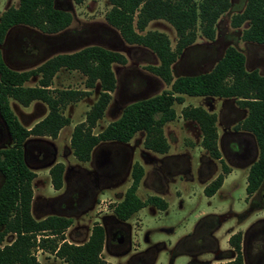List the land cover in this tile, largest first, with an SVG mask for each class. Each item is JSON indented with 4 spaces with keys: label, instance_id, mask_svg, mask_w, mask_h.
Returning a JSON list of instances; mask_svg holds the SVG:
<instances>
[{
    "label": "trees",
    "instance_id": "trees-1",
    "mask_svg": "<svg viewBox=\"0 0 264 264\" xmlns=\"http://www.w3.org/2000/svg\"><path fill=\"white\" fill-rule=\"evenodd\" d=\"M110 9L105 14L109 26L118 31L128 45L150 50L158 59V65L147 70L169 87L159 95L126 106L121 116L109 123L104 130L94 133L103 118L116 88L114 65L126 64L125 57L99 46H88L74 53L55 55L38 67L17 72L6 66L0 51V117L12 139L10 148L0 150V172L5 182L0 190V264H39L34 252L40 249L50 252L62 264H109L101 253L104 229L94 224L85 243H67L64 233L72 220L48 216L36 221L31 214L33 199L32 182L36 174L23 162L22 146L29 138L55 140L60 131L70 124L63 111L91 95L97 88L96 102L87 112L83 122L74 126L70 136L72 156L81 163L91 160L94 149L101 143L127 144L137 133H144L143 147L157 155L169 152L164 126L176 120V105L184 103V97L219 98L235 100L247 117L237 130L254 136L258 147L257 161L247 176L246 193H254L264 180V76L258 71L247 72L245 57L234 47H228L223 57L208 73L195 76L172 75V66L183 52L198 38L213 41L216 24L231 7L230 0H107ZM72 14L58 9L55 0H18L0 16V45L9 31L18 26L36 29L45 35H55L72 23ZM165 21L175 31L176 44L171 48L168 37L160 32L146 31L153 21ZM230 24L237 29L246 25L241 39L247 43L264 44V0H246L242 12L232 16ZM77 72L84 79L83 89H57L53 82L60 71ZM37 78L36 85L27 83ZM10 101L27 108L40 102L47 108V115L30 128H24L10 106ZM181 118L198 126L200 147L210 159L219 161L222 172L204 189L207 198L221 188L229 168L220 160L217 146V116L200 107H185ZM64 165L56 163L49 168L52 188L59 191L64 183ZM144 169L134 164L131 183L123 199L112 208L118 220L126 221L145 207L159 211L167 209L160 197L150 196L141 200L137 196ZM7 236L11 241L4 243ZM240 236H233L229 245L237 258L231 264H242Z\"/></svg>",
    "mask_w": 264,
    "mask_h": 264
},
{
    "label": "rangeland",
    "instance_id": "rangeland-1",
    "mask_svg": "<svg viewBox=\"0 0 264 264\" xmlns=\"http://www.w3.org/2000/svg\"><path fill=\"white\" fill-rule=\"evenodd\" d=\"M230 2V9L220 17L216 24L214 40L209 41L198 36L194 44L189 46L172 66L174 79L210 72L228 47H234L244 55L249 71L257 70L264 75V45L242 41L241 35L246 25L234 29L230 24L232 16L244 9L246 0H230ZM17 5L18 0H0V16L7 9L17 7ZM55 6L72 14V23L66 30L55 35H45L29 27H14L0 49L8 67L17 72L34 69L55 55L74 53L88 46H99L122 54L126 59V64L113 66L116 88L111 94L110 104L103 118L97 123L94 133L101 132L109 123L117 120L129 104L154 97L169 89L162 80L147 70L148 66L158 65L156 56L143 47L128 45L118 31L107 24L105 14L110 9L107 0H55ZM146 31L166 35L171 48L174 49L177 41L176 34L165 21L151 22ZM84 79L77 72L70 73L62 70L56 75L53 87L81 90ZM36 82L37 78L27 83V86L33 87ZM98 94L99 89L97 88L90 96L64 109L63 113L70 120V124L60 131L55 140L29 139L30 149L27 163L36 173L32 182L31 205L32 216L36 221L52 215L70 218L72 224L64 233L66 242L77 245L85 243L93 225L103 224L107 217L112 216L110 207L121 200L125 190L130 186V168L136 163L144 169V176L137 191L138 197L145 200L150 196L161 194L165 196L168 203L166 211H159L148 206L136 213L130 220L131 229L136 230L132 235L139 245V250L150 249L158 252L155 264H190L191 258L185 252L186 248L181 249L182 251L175 255L173 261L171 259L175 253L174 247L183 236L193 233L199 218L216 215L224 219L220 229L213 234L218 247L223 250L228 249L227 237L230 232L255 226L259 218H264L262 205L254 206V211L248 215L247 223L241 224L238 222V217L233 216V214H238L240 217L251 207L245 203L247 169H236L237 160L229 163L230 172L224 176L222 188L211 198L203 195L204 186L211 183L221 173L219 164L210 159L215 167L212 179L200 177L199 159L208 154L200 147L201 136L198 126L184 121L180 115L185 107H200L209 113L216 114L217 132L227 147L234 126L244 116V112L237 110L233 100L184 97V103L175 106L178 114L176 120L166 124L163 128L170 146L169 152L165 155H157L145 150L143 147L144 133L140 132L127 144L103 143L98 145L92 153V160L81 163L72 156L70 136L74 126L84 121L87 112L96 102ZM10 106L25 128L32 127L47 115L46 106L40 102H33L27 108H23L18 103L10 101ZM228 109L237 112L235 118L226 117ZM0 126L4 127L1 122ZM5 136L7 142L0 143V148L10 144L7 134ZM119 151L127 155L129 163L126 171L116 181L109 184L94 182V171H97L98 165L105 161L104 153ZM165 157L181 158L180 161H185V170L164 172L161 168ZM56 163H62L65 168V180L59 191L52 188L48 173L49 168ZM76 171H84L93 181L91 183L94 193L92 200L82 208L72 210L59 201L53 207H46V203L53 202L60 196L70 195L69 185L76 177ZM154 172L166 175L167 179L163 180L161 185L157 184L153 180ZM178 195L181 198H178ZM135 219L140 220L139 224L133 223ZM212 221L217 222L215 218H212ZM254 228L250 230L247 242V252L252 257H255L259 249H264V240H262L264 237H259V233L257 234L259 227ZM10 241L11 236L5 243ZM121 254L122 250L115 248L106 251L103 248L101 257L109 264H125V258L121 257ZM34 255L39 264H62V261L50 252L37 249ZM216 260L218 259L212 254L206 256L207 264H213Z\"/></svg>",
    "mask_w": 264,
    "mask_h": 264
},
{
    "label": "flooded vegetation",
    "instance_id": "flooded-vegetation-1",
    "mask_svg": "<svg viewBox=\"0 0 264 264\" xmlns=\"http://www.w3.org/2000/svg\"><path fill=\"white\" fill-rule=\"evenodd\" d=\"M8 34H7V36H8ZM3 43L0 46H3ZM0 51H1V49H0ZM184 52H183V54H184ZM1 53H2V51H1ZM2 58H3L4 63L6 64L4 57H3V54H2ZM6 66L8 67L7 64H6ZM245 69L247 72L255 71V70L249 71L247 69L246 59H245ZM196 75H199V74H196ZM192 76H195V75H192ZM262 76H264V75H262ZM205 99H214V98H205ZM217 99H219V98H217ZM233 101L235 102V100H233ZM236 108H237V110L244 112V116H243L242 120L240 122H237L236 125L234 126V131H233V134H231V139L229 140L227 147H225V145L223 144V140L221 139L220 135H218L217 146H218V150H219L220 155H221L220 160L222 161V163L225 166H227L229 168V166H230L229 163L233 160H237V165L235 167L236 169H247L246 170V187H247V176H248V173H249L251 166L257 161L259 151H258V147H257L254 136H252L251 134H249L245 131L237 130L238 125H240L245 120V118L247 117V110L240 108L237 104H236ZM236 113H237L236 111H234V110L232 111V109H228V112L226 113V117L229 116V117L235 118ZM0 122L4 126L3 128L0 126V143L7 142V138H6L5 134H7V137L10 140V144L8 146H6L4 148H0V150H4L7 148H10L12 146L13 142H12V139L9 135L8 129L5 125V123L3 122V120L1 119V117H0ZM188 122H190V121H188ZM216 124H217V122H216ZM29 139H31V138H29ZM29 139H27L24 142V144L22 146V153H23L24 164L26 165V167L29 170H31L30 167L28 166V163H27L28 151L30 149L29 148L30 147ZM37 139H39V138H37ZM111 143H115V142H111ZM101 144H103V143H101ZM104 155H105V161L102 164L98 165L97 171H94V180L93 181L96 183L101 182L103 184L104 183L109 184L113 181H116V179H118V177H120L123 174V172L126 171L129 162H128L127 155L123 151H119L117 153H109L108 152V153H104ZM91 160H92V157H91ZM180 160H182V159L177 158V157L176 158L175 157L174 158L165 157V159L163 160L165 162L162 163L163 165H162L161 170H163L166 173H169L170 171H176V172L184 171L185 170V161L184 160L180 161ZM217 163L219 164L220 172H222L221 163L219 161ZM133 165L130 168V181H131V170H132ZM177 167H179V168H177ZM214 169H215L214 164H212L210 162V158L208 156L202 157L201 159H199V175H200V177H203L204 179H212ZM32 172H34V171H32ZM76 172H77V175H75L76 177L71 182V185H69L70 195L68 194L65 196H60L57 199H55L53 202L46 203L45 204L46 207H53L56 204V202L59 201V202L65 203L67 205L66 207L68 209L72 210V209H76L79 207L82 208L88 202H90L92 200L94 193L92 190L93 187H92L91 183L93 181L90 179V177L87 174H85L84 171H82V172L76 171ZM166 179H167L166 175H160L159 173L154 172V179L153 180L155 182H157V184L161 185L162 181L166 180ZM4 182H5V178L2 175V173L0 172V190H1ZM206 186H204V188ZM246 187H245V194H246L245 203L251 206L250 210L240 217L238 214H233L234 217H238V220H239L238 222L241 224L247 223L248 215L254 211V206L260 207V205H262V208L264 207V180H263L262 184L259 186V188L254 193H252L251 195H248L246 193ZM221 188H222V186H221ZM125 192H126V190H125ZM125 192H124V194H125ZM202 192H203V190H202ZM124 194H123L121 200L123 199ZM157 197H159V196H157ZM256 199H257V203H255ZM120 201H118L117 203H119ZM165 202H166V200H165ZM114 205H111V206L113 207ZM150 207H152V206H150ZM110 209H111L112 216L107 217L105 219V221L103 222V224H99L104 229L103 248L106 251H109V250L115 249V248L122 250V254H121L122 256L121 257L125 258V261H124L125 264H155L156 259H157V255H159L158 252H156V251L154 252L150 249H147L145 251H140L138 243L133 238V235H132L133 231H136V230L131 229V227H130L131 221L130 220L135 215H133L132 217H130L126 221H121V220H118L116 218V216L113 214L112 208H110ZM167 209H168V203H167ZM262 210L264 213V208ZM31 214H32V209H31ZM52 216H57V215H52ZM59 217H64V216H59ZM64 218H67V217H64ZM212 218H215L217 220V222H213ZM68 219H70V218H68ZM223 220H224L223 218L218 217L216 215H209V216H204L202 218H199L193 233H191V234L188 233L187 235L183 236L182 239L174 247L175 253L172 255L171 261H173L175 255L179 254L182 251L181 249L186 248L185 252H187L191 258L190 264H207L206 263V256L211 255V254L214 255L218 259L213 264H231V263L235 262V260L237 258V254H236L234 248L229 245V240L233 236L239 235L240 236L239 247H240V255H241V259H242V264H264V249L262 250V249H259V247H258L259 250L256 253L255 257L254 256L252 257L247 252V242H248V236H249L250 230L255 229L254 227L257 226V227H259V228H257V231H256L257 234L259 233L258 234L259 237H261V236L264 237V218L263 217L259 218L257 221V224L255 226L252 225V226H249L248 228H246L245 230H239L237 232H230L229 236L227 237L228 249H225V250L218 247V244L216 243L215 237L213 235V234L217 233V231L220 229V227L222 225L221 223L223 222ZM138 221H140V220L135 219L133 221V223L134 222L138 223ZM260 227L262 229H260ZM8 238H10V236H7L5 241L8 240ZM262 240H264V238ZM5 241H4L3 245L5 244ZM198 257L200 259H198ZM202 257H203V259H202ZM222 259H224L226 261L223 262V261H221Z\"/></svg>",
    "mask_w": 264,
    "mask_h": 264
},
{
    "label": "crops",
    "instance_id": "crops-1",
    "mask_svg": "<svg viewBox=\"0 0 264 264\" xmlns=\"http://www.w3.org/2000/svg\"><path fill=\"white\" fill-rule=\"evenodd\" d=\"M210 162L212 163V161H210ZM212 164H214V163H212ZM64 174H65V173H64ZM63 180H65V175H64V179H63ZM160 196H161V198H162V199H164V200H165V196H163V195H161V194H160ZM160 196H159V197H160ZM178 198H181V196H180V195H178ZM86 241H87V240H86Z\"/></svg>",
    "mask_w": 264,
    "mask_h": 264
}]
</instances>
